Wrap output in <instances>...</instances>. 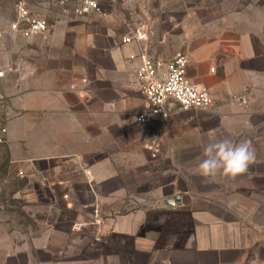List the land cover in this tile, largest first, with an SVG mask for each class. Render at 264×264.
Instances as JSON below:
<instances>
[{
  "label": "crops",
  "instance_id": "0c3cea01",
  "mask_svg": "<svg viewBox=\"0 0 264 264\" xmlns=\"http://www.w3.org/2000/svg\"><path fill=\"white\" fill-rule=\"evenodd\" d=\"M26 1L48 30L15 37L11 21L0 37V125L8 169L28 180L30 200L51 203L56 215L37 248L57 251L58 264H248L249 216L221 203L241 199L216 198L222 192L205 187H264V28L193 37L182 23L176 52L187 55L189 78L209 89L212 104L140 124L133 114L143 97L132 82L139 56L176 52L151 51L148 37L123 42L134 31L119 28L117 36L108 19L77 16L69 2ZM12 2L0 0L1 22ZM242 94L244 104L231 99ZM223 137L250 140L256 162L234 178L206 180L197 174L203 148ZM232 194L251 200L239 189ZM258 232L261 252L264 222ZM50 234L67 236L66 244L52 245Z\"/></svg>",
  "mask_w": 264,
  "mask_h": 264
},
{
  "label": "rangeland",
  "instance_id": "374dc122",
  "mask_svg": "<svg viewBox=\"0 0 264 264\" xmlns=\"http://www.w3.org/2000/svg\"><path fill=\"white\" fill-rule=\"evenodd\" d=\"M187 2H197L200 6L197 9L189 5L186 7ZM100 4L105 11L100 17L109 20L117 36L119 28L122 33H132L139 29H136L137 27H142L146 33L144 37H148L151 51L169 56L179 49V37H183L185 33L182 23L185 25L186 20L188 32L193 37H227L246 32L259 34L264 28L261 23L264 17V0H100ZM12 7V10L2 16L3 22L0 20V37H8L10 33L7 24L13 21L16 15L13 2ZM13 33L17 35L15 37L34 36L16 30ZM238 96L240 95L231 99L235 100ZM7 166V151L4 144H0V264H58L54 257L57 251L46 252L37 248V240L46 236L44 230L56 216L51 203L30 200L25 195L27 189L31 188L28 187V180L15 171H10ZM192 172L194 173L189 170V174ZM205 188L211 191L209 193L222 192L220 194L223 196L212 194L216 198L226 199L225 197L229 196L241 199L221 203L236 207L241 216L244 213L249 216L247 225L250 228L247 227L246 232L252 247L248 253L249 258L247 255V262L249 264L250 258L258 256L256 264H264V251L259 252L256 246L259 243L258 225L264 222V187L253 184ZM237 189L242 194L246 192L251 200L243 201L242 196L232 194ZM188 193H197L196 188L188 187ZM69 225V221L65 220L61 227L68 229ZM48 236L56 247L66 244L67 236Z\"/></svg>",
  "mask_w": 264,
  "mask_h": 264
},
{
  "label": "built area",
  "instance_id": "2783aa9c",
  "mask_svg": "<svg viewBox=\"0 0 264 264\" xmlns=\"http://www.w3.org/2000/svg\"><path fill=\"white\" fill-rule=\"evenodd\" d=\"M58 3H71L73 13L84 16L89 13L104 15L100 0H56ZM16 18L8 28L23 31L31 35L48 30L47 21L34 13L26 0H14ZM2 28H0L1 30ZM145 36L142 29L124 35L123 42L140 40ZM140 62L133 73L132 82L143 97V108L133 114L136 123L162 122L173 109H204L212 104V95L208 88L192 82L187 74L188 57L178 51L170 58H161L142 53ZM1 74V72H0ZM244 104L243 95L235 98ZM7 128L0 125V144L6 140ZM66 196V195H65ZM79 227L74 224L73 228Z\"/></svg>",
  "mask_w": 264,
  "mask_h": 264
},
{
  "label": "clouds",
  "instance_id": "9594fccd",
  "mask_svg": "<svg viewBox=\"0 0 264 264\" xmlns=\"http://www.w3.org/2000/svg\"><path fill=\"white\" fill-rule=\"evenodd\" d=\"M203 159L197 165V174L206 180L216 176L234 178L248 172L256 162V151L250 140L238 143L223 138L207 143L203 148Z\"/></svg>",
  "mask_w": 264,
  "mask_h": 264
},
{
  "label": "water",
  "instance_id": "95a60500",
  "mask_svg": "<svg viewBox=\"0 0 264 264\" xmlns=\"http://www.w3.org/2000/svg\"><path fill=\"white\" fill-rule=\"evenodd\" d=\"M180 197L176 195L174 198L167 199V203L174 205L176 201H179Z\"/></svg>",
  "mask_w": 264,
  "mask_h": 264
}]
</instances>
